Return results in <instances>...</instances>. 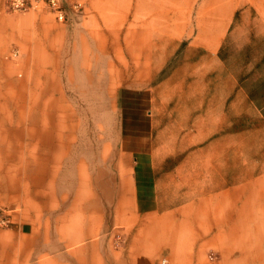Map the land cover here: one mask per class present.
<instances>
[{"label": "crops", "instance_id": "0c3cea01", "mask_svg": "<svg viewBox=\"0 0 264 264\" xmlns=\"http://www.w3.org/2000/svg\"><path fill=\"white\" fill-rule=\"evenodd\" d=\"M87 5L60 22L0 0V211L13 217L0 264H264L263 20L242 46L262 53L229 71L226 41L249 31L244 11L203 1L178 84L191 2ZM159 105L200 138L191 160H167L162 137L182 132L159 129ZM243 134L257 154L244 164Z\"/></svg>", "mask_w": 264, "mask_h": 264}, {"label": "rangeland", "instance_id": "374dc122", "mask_svg": "<svg viewBox=\"0 0 264 264\" xmlns=\"http://www.w3.org/2000/svg\"><path fill=\"white\" fill-rule=\"evenodd\" d=\"M68 1L70 2V0ZM177 1L179 3L185 2L186 4H189V2L192 3V5L189 8L184 9V12L186 13L189 19L188 24H182V25L179 24V30H181L182 28L184 30L186 29L187 31L186 33L188 37H186V40L183 41V43H181V45L179 46L178 62L176 66L178 67L177 69L178 77L176 76L175 78L178 84L184 83V80H186L185 78L186 74L184 72L183 65L185 63L184 61L187 59V56L189 55V53L186 51L188 48L191 47L189 45V42L199 41L198 29L201 28V22H202L201 19L205 17V11H206L205 9L202 8L203 1H210L211 3L222 1V2H226L227 5L233 2L234 5L239 4V7L241 6V8H239V11H244L243 13L244 15L243 14L237 15V19H238L237 22L240 23L242 21L243 23H245L244 20L246 18L247 21L245 23L246 25L244 26V29L247 28L249 31H244V33L240 35L241 36L240 40L231 41L229 37L227 38V41H226L227 51L225 53V61H226V67L228 68L229 71L230 70L233 71L234 69H237L240 67L242 68L243 72L248 71L249 65L247 64L245 65L244 63L245 56L247 58H251L252 56L256 57L257 55H260L262 52L258 53L257 50L254 48L252 51V54H250L248 51H246L244 54L243 50H246L247 47L245 48L242 46H245L248 42L245 40V37L254 34V32L258 28L259 25L257 24V22L259 21V18L262 19L264 22V0H177ZM85 2H86V10H85L84 15L80 16L76 13H73L68 21H71L72 19H75V18L87 17L89 9L87 5V0H85ZM5 4L7 5V0H5ZM249 7H251V9H249ZM227 10L228 9H225V11ZM178 11L180 12L183 10L179 8ZM208 11L210 12V15H211V13L213 12V9H209ZM6 12L14 13V12H9L8 9ZM32 12L34 13V11ZM245 12H246V15H245ZM35 13L43 14V15H50L54 17L52 14L43 12V11L42 12L37 11ZM115 34L117 33L115 32ZM203 52H205V50H203ZM199 55L201 56V53ZM210 60H211L210 61L211 65H213L214 62L212 60V57L210 58ZM176 67L174 68L175 70H176ZM211 77H212L211 79L213 80L217 79V76H215L214 73L211 75ZM172 91L176 92L174 104H171L173 107L175 106V103L178 101L179 98L181 99V102H184L185 88H178ZM158 112H159L158 118L159 117L161 118V116L165 118L163 121L158 120L159 129L167 128L168 132L171 130H177V132H182V134L179 136H174V135L169 136L168 135V136L162 137L164 144L167 145V152H166L167 160L174 165L177 163L180 164L181 162H185L187 159L191 160L193 152L196 151L202 145L200 142V138H189L185 135L186 122L182 120H175V117H179V115L174 114L173 116L174 119L170 121L168 112L165 113L163 111L162 112L160 111V105H159ZM242 123H243V128L245 127V125L248 124L247 122H244V121ZM249 146H250L249 137L243 134V153H242L243 164L245 161H249L251 156H253L254 159H256L257 157V154H252L247 151V149H249ZM220 155L221 157H224V156H227V158L228 156H230V158L232 157L231 153L230 154L225 153V154H220ZM217 156L218 154H210L211 159H214V160L218 159ZM168 171L170 170L168 169ZM171 171L174 173L179 172V174L175 178L176 179L175 184L177 183L179 188L186 190L187 184L180 185L181 182L185 181L184 173L186 172V170L183 168L182 169L174 168ZM210 187H213V185L211 184ZM209 258L211 261H214V259L217 258V255L214 253H211L209 255Z\"/></svg>", "mask_w": 264, "mask_h": 264}, {"label": "built area", "instance_id": "2783aa9c", "mask_svg": "<svg viewBox=\"0 0 264 264\" xmlns=\"http://www.w3.org/2000/svg\"><path fill=\"white\" fill-rule=\"evenodd\" d=\"M9 12H37L50 13L60 22L69 20L73 13L80 16L86 10L85 0H7ZM18 50H14L7 57L17 58ZM13 223L12 213L7 210L0 211V227H7Z\"/></svg>", "mask_w": 264, "mask_h": 264}]
</instances>
